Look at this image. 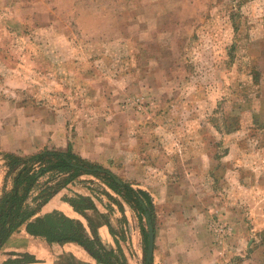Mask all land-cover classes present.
<instances>
[{"label": "rangeland", "instance_id": "1", "mask_svg": "<svg viewBox=\"0 0 264 264\" xmlns=\"http://www.w3.org/2000/svg\"><path fill=\"white\" fill-rule=\"evenodd\" d=\"M69 145L150 194L152 264H209L212 251L215 264H264V0H0V183L2 153ZM77 195L113 228L98 229L104 246L146 264V215L94 176L41 214L77 220L92 237L66 202ZM173 238L180 249L165 251ZM23 254L97 264L25 228L0 264Z\"/></svg>", "mask_w": 264, "mask_h": 264}, {"label": "trees", "instance_id": "2", "mask_svg": "<svg viewBox=\"0 0 264 264\" xmlns=\"http://www.w3.org/2000/svg\"><path fill=\"white\" fill-rule=\"evenodd\" d=\"M2 159L6 175L4 184L0 183L3 185L0 191V253L9 240L25 228L29 236L43 239L48 244L75 243L85 249L97 264H125L120 246L117 250H108L99 237L100 227L107 225L113 228L107 222L96 223L87 215L93 211L99 219L104 218L90 198L77 195L66 202L87 220L92 237L81 222L59 212L42 215L41 211L61 190L75 184L82 176L91 175L104 181L127 204L137 208L140 216L149 213L152 218L154 204L147 191L135 189L109 170L83 159L74 153L72 145L67 151L44 149L30 156L2 153ZM142 234L147 240L148 232L144 228ZM11 256L17 254L12 253ZM19 256L20 259L10 257L4 264H40L30 254Z\"/></svg>", "mask_w": 264, "mask_h": 264}, {"label": "water", "instance_id": "3", "mask_svg": "<svg viewBox=\"0 0 264 264\" xmlns=\"http://www.w3.org/2000/svg\"><path fill=\"white\" fill-rule=\"evenodd\" d=\"M146 218L149 223V245H148V255H147L146 264H150L153 261V257H154L155 231L149 213H146Z\"/></svg>", "mask_w": 264, "mask_h": 264}, {"label": "crops", "instance_id": "4", "mask_svg": "<svg viewBox=\"0 0 264 264\" xmlns=\"http://www.w3.org/2000/svg\"><path fill=\"white\" fill-rule=\"evenodd\" d=\"M170 233V231H168V234ZM179 232H177V236H179ZM14 238V237H13ZM13 238H11V240H9V242H8V246L10 245V243H11V241H12V239ZM156 245H157V242H156ZM164 249H165V251L166 250H171L172 249V251L174 250V249H176V248H178V249H180V242H178L177 241V239L176 238H173L170 242H168V244L167 245H165V246H162ZM175 252V251H174ZM164 257H162V259H163ZM174 258V257H173ZM217 258H218V256L217 255H215L214 253H213V251H212V253H210V259H209V264H215L216 263V260H217Z\"/></svg>", "mask_w": 264, "mask_h": 264}]
</instances>
